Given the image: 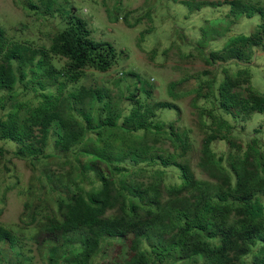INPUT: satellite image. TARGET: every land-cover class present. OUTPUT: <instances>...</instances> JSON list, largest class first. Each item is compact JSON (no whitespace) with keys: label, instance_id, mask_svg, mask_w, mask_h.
I'll use <instances>...</instances> for the list:
<instances>
[{"label":"trees","instance_id":"trees-1","mask_svg":"<svg viewBox=\"0 0 264 264\" xmlns=\"http://www.w3.org/2000/svg\"><path fill=\"white\" fill-rule=\"evenodd\" d=\"M35 1L13 7L56 20L45 41L0 12V203L10 192L22 203L18 222L0 220V264H264L263 0H166L175 20L188 12L183 29L149 0L167 42L151 52L205 68L167 85L130 73L126 93L122 77L116 92L92 86L118 75L113 44L64 18V0ZM189 97L200 172L177 123Z\"/></svg>","mask_w":264,"mask_h":264},{"label":"rangeland","instance_id":"rangeland-1","mask_svg":"<svg viewBox=\"0 0 264 264\" xmlns=\"http://www.w3.org/2000/svg\"><path fill=\"white\" fill-rule=\"evenodd\" d=\"M117 1H121L123 6L119 7L120 3H117L119 9L116 10L113 15L110 9ZM157 1L166 5L168 9L166 10L164 8L163 18L168 20V22H176V25L182 26L183 29L187 21L186 16L188 12L182 13V16L178 17L180 20L177 21L174 19L177 10H174L175 8L169 10L174 4L166 0ZM35 2L39 8L43 6L41 2ZM59 10L64 18L76 13L78 17L87 20L90 23L88 24L89 28L92 30L94 39L110 42L117 49L118 65L114 66L111 72H115L118 75L111 77L112 74L102 75L96 72L98 76H93L92 84L94 85L92 86L107 87L110 91L116 92L117 83L115 81L122 77L123 79L119 80H124L123 87L122 82L118 85H120L121 89L125 92V84L132 82L133 77L128 76L130 73L138 72L142 78L147 79L153 75L151 72H158L167 85L169 82H176L184 77L186 72L195 73L205 68L204 64L199 60L182 62L179 58L180 55L174 51L173 59L168 60L166 58L165 61L156 57L157 52L156 54H153V51L151 52L152 49L156 50L157 48L161 52L165 48L167 42L165 38H160V40H158V33L163 32V29L158 25V20L155 19L156 15L162 17L163 11L159 9V6H150L149 0H64ZM126 10L131 13L130 18L124 20V22L119 19L118 22L116 17H122L126 13ZM147 11L150 15L149 17L145 15ZM0 12H6L4 14L13 16L11 18L13 23H18L24 18L23 21L27 22L31 29V35L40 37V39L45 38L44 41L46 40V36L55 30L56 20L52 21V18L51 21L45 20L39 13H36L34 10H29L26 3L25 10L20 12L13 7V0H0ZM39 12L44 13V11L41 10ZM138 14L141 16L136 19ZM195 19L198 21L197 16H195ZM131 24L134 28L129 27ZM150 31H155V36L154 33L146 34ZM143 33L144 35L142 36ZM122 52H124V54H121ZM260 57L264 58V53H261ZM256 64L264 67V59H258L254 65ZM121 72L127 73V76H121ZM254 72L255 81L259 87L260 81L258 80L260 75L256 71ZM157 78L159 79L158 83L162 84V82H160L162 81L160 77L157 76ZM261 90L264 91V88ZM190 99L191 97L179 101V105L183 111L177 123L180 127L191 130V136L196 142V153L193 154L191 162L196 170L200 172L197 163L199 161L198 154L203 135L197 126V118H195L193 113L194 109L189 105ZM164 118L165 120L171 121L176 120L178 117L171 111L168 115L165 114ZM248 130H251V128L246 131L248 132ZM218 149L220 152H225L226 147L223 143H220ZM16 165L19 166V160L16 161ZM54 167L56 168L57 166ZM19 170L23 174L21 176L22 179H27L31 174L30 171H25L21 165ZM0 207L4 208L0 217L1 221L18 222L22 213V203L15 192L8 193L7 196H5L4 203H0Z\"/></svg>","mask_w":264,"mask_h":264}]
</instances>
